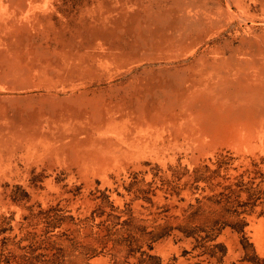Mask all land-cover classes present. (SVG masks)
I'll list each match as a JSON object with an SVG mask.
<instances>
[{"label": "rangeland", "instance_id": "374dc122", "mask_svg": "<svg viewBox=\"0 0 264 264\" xmlns=\"http://www.w3.org/2000/svg\"><path fill=\"white\" fill-rule=\"evenodd\" d=\"M0 264H264V0H0Z\"/></svg>", "mask_w": 264, "mask_h": 264}, {"label": "bare ground", "instance_id": "6f19581e", "mask_svg": "<svg viewBox=\"0 0 264 264\" xmlns=\"http://www.w3.org/2000/svg\"><path fill=\"white\" fill-rule=\"evenodd\" d=\"M228 6H230V4H228ZM213 15H215L214 13H213V11H212V8L210 7V6H206V7H204L202 10H190V16L187 18V22H188V24H190L191 26H199V25H201L202 23H203V21H202V18H205V19H213V17H215V16H213ZM76 56V55H75ZM9 76V75H8ZM152 85V84H151ZM154 86V85H153ZM141 88H142V86H141ZM142 97V96H141ZM157 98V97H156ZM144 100V99H143ZM157 104H158V102H157ZM89 105V104H88ZM161 107V106H160ZM91 109H92V106H91ZM91 109H88L87 110V114H90V117H91ZM155 109V108H154ZM156 110V109H155ZM88 116V115H87ZM84 117V116H83ZM82 117V118H83ZM89 117V116H88ZM81 118V117H80ZM109 119V118H108ZM124 120L126 119V118H123ZM90 120V119H89ZM112 120H114L113 118L112 119H109L108 121H111L112 122ZM91 121H92V119H91ZM108 121H106V122H108ZM116 121V120H115ZM133 121V120H132ZM120 123H122L121 121H120ZM119 122H118V124H120ZM141 123V122H140ZM100 124V123H99ZM101 124H103V123H101ZM114 124V123H113ZM95 125H96V123H95ZM109 125V124H108ZM93 126V125H92ZM102 126V125H101ZM106 126V125H105ZM114 126V125H113ZM99 127V126H98ZM97 127V128H98ZM109 127V126H108ZM116 127H118V125L116 126ZM111 128H113V127H111ZM103 129V128H102ZM105 129V128H104ZM98 130H100L99 128H98ZM104 131V130H103ZM102 132V131H101ZM94 154V153H93ZM124 154V153H123ZM89 155V157H90V155L91 154H88ZM114 155V154H113ZM115 156V155H114ZM113 156V157H114ZM120 156V155H119ZM84 157V156H83ZM87 157V156H86ZM97 157H98V155H97ZM101 157V156H100ZM105 157V156H104ZM85 158V157H84ZM94 158V157H93ZM107 158V157H106ZM111 159V158H110ZM94 159H92V161H93ZM100 160V159H99ZM98 160V161H99ZM113 160H114V158H113ZM96 161V160H95ZM101 161H102V159H101ZM101 161H99V162H101ZM106 161V160H105ZM104 161V162H105ZM108 161V160H107ZM90 162V161H89ZM97 162V161H96ZM101 164V163H100ZM105 164V165H104ZM103 165L104 166H106V163H103ZM98 167H99V165H97ZM108 166V165H107ZM105 168V167H104Z\"/></svg>", "mask_w": 264, "mask_h": 264}]
</instances>
